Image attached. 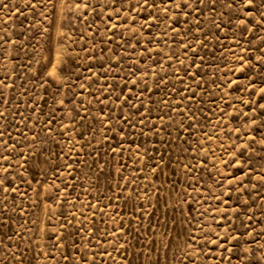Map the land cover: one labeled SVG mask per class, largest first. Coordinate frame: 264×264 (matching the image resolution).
Here are the masks:
<instances>
[{"label":"rangeland","instance_id":"rangeland-1","mask_svg":"<svg viewBox=\"0 0 264 264\" xmlns=\"http://www.w3.org/2000/svg\"><path fill=\"white\" fill-rule=\"evenodd\" d=\"M0 264H264V0H0Z\"/></svg>","mask_w":264,"mask_h":264}]
</instances>
